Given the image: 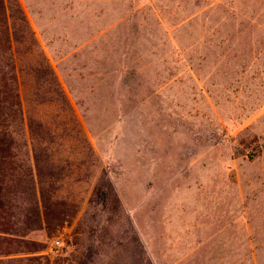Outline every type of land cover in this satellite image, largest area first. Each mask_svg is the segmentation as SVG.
<instances>
[{
  "label": "rangeland",
  "instance_id": "1",
  "mask_svg": "<svg viewBox=\"0 0 264 264\" xmlns=\"http://www.w3.org/2000/svg\"><path fill=\"white\" fill-rule=\"evenodd\" d=\"M18 1L23 109L77 210L1 259L264 264V0Z\"/></svg>",
  "mask_w": 264,
  "mask_h": 264
},
{
  "label": "trees",
  "instance_id": "2",
  "mask_svg": "<svg viewBox=\"0 0 264 264\" xmlns=\"http://www.w3.org/2000/svg\"><path fill=\"white\" fill-rule=\"evenodd\" d=\"M17 20L31 36L19 1L0 0V264H62L61 258L50 260L46 256L1 259V255L19 251L6 244L16 240L40 243L31 238L52 236L77 210L73 203L53 197L62 172L53 168L47 152L52 133L43 121L23 109L21 70L13 51V43L21 41L16 34ZM34 73L35 79L44 78V82L54 85L47 89L65 102L47 63Z\"/></svg>",
  "mask_w": 264,
  "mask_h": 264
},
{
  "label": "built area",
  "instance_id": "3",
  "mask_svg": "<svg viewBox=\"0 0 264 264\" xmlns=\"http://www.w3.org/2000/svg\"><path fill=\"white\" fill-rule=\"evenodd\" d=\"M57 243H58L57 240H55V241H54V244H57Z\"/></svg>",
  "mask_w": 264,
  "mask_h": 264
}]
</instances>
